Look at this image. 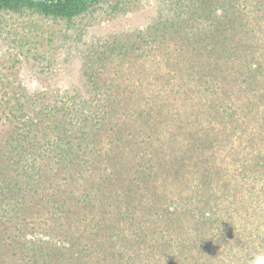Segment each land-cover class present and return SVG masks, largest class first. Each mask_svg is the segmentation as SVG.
<instances>
[{"label": "trees", "instance_id": "trees-1", "mask_svg": "<svg viewBox=\"0 0 264 264\" xmlns=\"http://www.w3.org/2000/svg\"><path fill=\"white\" fill-rule=\"evenodd\" d=\"M133 1L0 0V264H249L264 252L248 242L264 225L249 226L264 213L249 206L264 195V0H167L129 43L83 39L106 2L125 16ZM58 47L83 65L71 107L23 83L25 64L55 76ZM130 69L148 85L118 83ZM169 181L177 198L161 204Z\"/></svg>", "mask_w": 264, "mask_h": 264}, {"label": "rangeland", "instance_id": "rangeland-1", "mask_svg": "<svg viewBox=\"0 0 264 264\" xmlns=\"http://www.w3.org/2000/svg\"><path fill=\"white\" fill-rule=\"evenodd\" d=\"M169 4L170 3H167V0H135V1H133V4L129 5V6L132 8H137V10H135L134 12H129V14H126L125 16H123V15L119 16L116 14V12L113 11V9H112L113 6L111 8H109L110 5L108 2H106L105 6H103L102 9L97 10L95 12V16H97V18L94 19L93 22L89 26H87L88 31H87L86 35L83 37V39L87 40L90 44L98 45L100 42H104L108 39L112 40V38L109 36H111L115 33L122 32V34H123L122 35V41L129 43L128 34H129V32H131V29L136 28V27L145 28L148 26V23L152 19L164 16V14L166 12L165 8H167V6ZM59 44H60V42H59ZM148 45L151 46V43H149ZM4 50H7V46H4V47L0 46V53L3 52ZM66 54L67 53H66L65 49H61L60 47H58V50L56 53L57 57H56L55 76L51 77L50 79H45V82L40 81L38 78H36V76H34V74H32L31 71L29 70V65H27V64H25L23 67L22 77H23V83L28 88H30L32 91L43 89V88L45 89L47 87V85H50L51 87H56V90H58V89L60 90L59 91L60 104L63 102H69L70 107H71V105H72V103H74V101L67 98V95H63V94L68 90L69 91L68 94L73 95L75 93V89H74L75 87L83 86L82 84L84 83V81H83L82 76H83L84 70L82 69L83 65L81 62V58L79 56L74 57V58L70 57L68 62L63 61L64 59H66L65 58ZM151 55L157 56L154 52H152ZM156 58L162 59L161 55H159ZM156 58H154L155 61H156ZM155 61L153 60L151 62H155ZM134 66L138 67L139 62L137 65H134ZM139 71H140L139 69H138V71L136 69L134 71L131 69L127 70V71L123 70L122 73L120 74L117 82L121 83L122 79L128 78V76L131 75L129 77V78H131L129 83H133L135 85V87H137L141 84L147 86L148 82L150 81L149 78L143 77V74H141V72H139ZM131 72H134V74L133 75L130 74ZM148 93L149 92L147 90V95H149ZM179 93L182 97L183 92L180 91ZM183 98H184V96H183ZM180 101H183V100H180ZM168 110H167V112H168ZM177 116L178 115H175V117H177ZM170 117H171V115H170ZM260 120H261V118L256 116V120L254 122L257 123ZM162 126H163V128H165L164 133L168 132L169 128L167 127V125H162ZM233 140L236 142H238V141L240 142V140L241 141H247L244 133H241V130L237 131V134H235L233 136ZM242 144H244V143H242ZM233 181L236 182V178H234ZM165 187H161L157 191L158 193L163 195L162 200H161V204H169L170 201H172L174 198H177V195L173 194V193H175V192H173V190L176 189L175 184L173 185L169 181V183ZM258 188L261 189L260 184L258 185ZM258 188H256V189H258ZM219 194H221L220 191H219ZM260 199H263L262 204H264V195L258 197V199H256V200H255V198L251 199V203L249 206L252 210H254L255 208H258L259 210L261 208H264V205L261 206V204H257L260 201ZM149 201H155V200L151 199V200H148V202ZM157 205H158V202H157ZM257 205H259V206L257 207ZM260 214L255 215L250 220L249 226L251 228H253V226H254L253 224L256 222L257 223L259 222L260 224H262V223L264 224V213L262 215H260ZM183 225L185 227L183 229L188 228L189 230H192V228H189L190 223L185 222V224H183ZM183 229H182V231L178 232L177 234L174 232H169L168 234L170 236H176V235L184 236L183 234H184L185 230H183ZM174 234H176V235H174ZM230 234L231 233H229L228 236ZM263 235H264V225L260 228V230L254 231L253 236L248 237V242L251 245H254V244H258L260 246L264 245V242H263L264 236ZM164 237L167 238L166 234ZM175 240H178V239L175 238ZM229 240H230V237H229ZM218 257H220V256H218ZM225 261H226V263L236 264V260H233V262L230 259L225 260Z\"/></svg>", "mask_w": 264, "mask_h": 264}, {"label": "clouds", "instance_id": "clouds-1", "mask_svg": "<svg viewBox=\"0 0 264 264\" xmlns=\"http://www.w3.org/2000/svg\"><path fill=\"white\" fill-rule=\"evenodd\" d=\"M249 264H264V252H258L253 255Z\"/></svg>", "mask_w": 264, "mask_h": 264}]
</instances>
